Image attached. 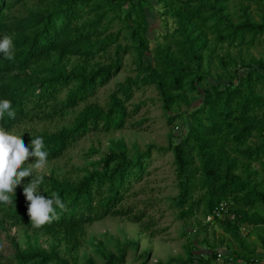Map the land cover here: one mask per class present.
I'll use <instances>...</instances> for the list:
<instances>
[{"label": "trees", "instance_id": "obj_1", "mask_svg": "<svg viewBox=\"0 0 264 264\" xmlns=\"http://www.w3.org/2000/svg\"><path fill=\"white\" fill-rule=\"evenodd\" d=\"M27 1L0 0V39L10 35L14 44L12 59L0 54V100H10L16 113L14 120L5 114L0 127L13 134L25 123L66 120L97 96L130 56L137 75L118 83L105 106L88 103L55 132L23 138L25 145L42 137L48 162L58 160L91 133L124 129L140 109V105L128 107L135 93L154 86L169 126L178 119L182 125L179 135L172 129L169 149H159L173 153L180 189L174 205L180 217L213 216L212 222L199 225V231L208 232L217 223L225 237L247 250L249 240L242 230L264 228L258 206L264 203V192L258 191L263 183L249 181L260 173V169L250 171V165L259 164L264 171V62H242L232 72L225 69L228 77L214 78L209 36L214 33L216 40L230 46L254 48L264 41V21L254 22L244 9L243 21L233 23L226 14L231 0H42L24 16L14 17L13 11ZM153 1L160 6L167 28L165 43L154 50L147 14ZM244 1L264 5V0ZM149 54L152 61L146 59ZM100 58L107 62L97 61ZM220 61L224 65V59ZM183 105L185 110H174ZM154 150L148 145L144 151L131 152L123 141H115L94 168L78 178L43 175L41 194L46 198L58 194L66 207L57 208V218L39 229L33 228L27 214L23 184L31 177L26 178L15 189V205L0 204V225L21 226L36 238L34 243L29 238L25 248L12 240L13 254L0 255V264H81L76 257L66 259L61 245L73 256L83 246L87 226L109 217L127 218L151 230L155 222H144V211L126 202L134 187L150 175ZM34 162L30 158L26 163ZM39 236L51 238L49 249L40 245ZM131 244L138 246L130 242L117 252L100 248L103 264H126ZM188 251L185 261L170 258L156 264H211ZM218 254L214 251L210 258L219 262ZM231 256H237L234 249ZM142 257V264H147L149 253ZM82 264L97 262L89 258Z\"/></svg>", "mask_w": 264, "mask_h": 264}, {"label": "rangeland", "instance_id": "obj_2", "mask_svg": "<svg viewBox=\"0 0 264 264\" xmlns=\"http://www.w3.org/2000/svg\"><path fill=\"white\" fill-rule=\"evenodd\" d=\"M41 1L28 0L24 5L17 7L12 15L14 17L24 16L27 10L40 6ZM227 7L226 14L235 24L243 21L242 11L244 9H247L254 22L262 23L264 21L263 4H258L255 1L231 0ZM147 14L148 37L151 41V48L154 50L165 43L163 36L167 28L165 27V18L161 16L160 6L156 2L153 1L152 6L147 8ZM173 29V22L169 20L168 30L172 32ZM216 37L217 35L214 33L209 36L210 47L214 50L211 64V74L214 78L218 75L228 77L227 70L232 72L239 68L242 62L244 64L264 62V41L254 48H247L223 44L216 40ZM152 58L153 55L149 54L146 59L152 61ZM220 59H224V65ZM97 61L107 62L104 58L97 59ZM125 65L108 85L100 89L97 96L82 103L75 112L80 111L88 103L105 106L110 94L117 89L118 83L137 75L136 66L132 64L130 56L126 58ZM189 95L192 97L190 93ZM134 105H140V109L129 119L124 129L109 133H91L71 148L64 157L48 162L45 169L35 170L34 174L49 176L53 173L61 178L75 179L85 170L93 169L94 163L109 151L115 141H123L131 152L144 151L148 145H153L155 150L149 168L150 175L134 187V194L126 204L134 205L136 209L144 211L146 214L144 222L151 220L155 222V225L147 231L142 223H133L127 218L109 217L87 226L83 246L73 256L65 252L63 243L61 245L63 256L70 261L76 257L81 264L89 258H93L97 264H103L100 248L117 252L127 243L138 242L137 248L133 244L129 246L126 264H142L145 261L142 255L145 252L149 253L147 264H156L158 261L165 263L170 258L185 261L189 256L188 249L196 258L202 257L205 261L209 260L211 264H223L210 258L211 253L225 250L233 253L237 244L223 235L217 223H213L208 232H200L199 225L204 226L212 221H208L201 215L192 219H182L180 211L174 205V199L178 196L180 189L173 153L171 150L160 152L159 149H169V135L173 128H175V134L179 135L182 130L181 120L178 119L172 127L169 126L168 117L154 86L137 91L128 105L129 110H132ZM178 109L185 110L186 106L174 108L175 111ZM75 112L66 120L25 123L18 126L13 134L21 136L23 139L43 131L55 132L70 121ZM92 149L99 153L91 156L89 151ZM245 164L247 163H243V165ZM249 169L250 171L260 169L258 176L249 179L250 183H262L264 171L261 170L260 165L252 164ZM262 189L263 186L260 184L258 191H262ZM199 232L200 234H198ZM29 238L34 243L36 235L32 230L8 223L4 226L0 225V255L11 256L13 254L12 240L25 248ZM38 238L43 248H50L51 238L47 236Z\"/></svg>", "mask_w": 264, "mask_h": 264}, {"label": "clouds", "instance_id": "obj_3", "mask_svg": "<svg viewBox=\"0 0 264 264\" xmlns=\"http://www.w3.org/2000/svg\"><path fill=\"white\" fill-rule=\"evenodd\" d=\"M13 53V38L5 34L0 39V54L5 59H12ZM5 114L13 120L16 117L8 99L0 100V119ZM44 149L42 137L31 138V143L26 146L21 136L0 127V204L15 205V189L21 186L22 181L31 177L28 183L23 184V195L27 202L30 223L36 229L56 219L57 208L63 210L66 207L58 194L53 193L51 198H46L40 192L44 176L34 175V171L43 170L48 164L49 153ZM30 158H35V162L26 163Z\"/></svg>", "mask_w": 264, "mask_h": 264}, {"label": "crops", "instance_id": "obj_4", "mask_svg": "<svg viewBox=\"0 0 264 264\" xmlns=\"http://www.w3.org/2000/svg\"><path fill=\"white\" fill-rule=\"evenodd\" d=\"M262 193L264 192V180L262 182ZM260 210L262 211V216L264 217V203L258 205ZM243 235H247L249 240V248L246 250L245 248L240 247L237 244V247L234 248L236 253V257L234 258L235 262H250L251 264H264V228H255L251 226L250 228H244L242 230ZM226 254H231L230 251H221Z\"/></svg>", "mask_w": 264, "mask_h": 264}, {"label": "built area", "instance_id": "obj_5", "mask_svg": "<svg viewBox=\"0 0 264 264\" xmlns=\"http://www.w3.org/2000/svg\"><path fill=\"white\" fill-rule=\"evenodd\" d=\"M217 216L219 217H222V214L220 212L217 213ZM232 219H235V216H231ZM208 221H213L214 217L213 216H210L207 218ZM218 261L219 262H227L228 264H251L253 261H256V260H252L250 262H235L234 258L231 256V254H226V253H223V252H219L218 254Z\"/></svg>", "mask_w": 264, "mask_h": 264}]
</instances>
